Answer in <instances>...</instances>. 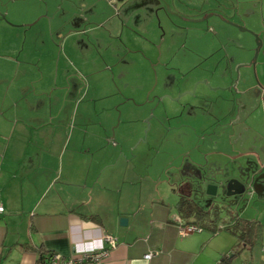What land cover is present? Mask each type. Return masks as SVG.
Instances as JSON below:
<instances>
[{
	"label": "rangeland",
	"instance_id": "obj_1",
	"mask_svg": "<svg viewBox=\"0 0 264 264\" xmlns=\"http://www.w3.org/2000/svg\"><path fill=\"white\" fill-rule=\"evenodd\" d=\"M1 39L9 48L0 51V74L10 89L31 90L40 66L56 58L74 90L85 87L82 74L95 90L94 73L113 67L120 107L138 108L131 124L114 128L126 139L138 187L147 184L172 204L177 196L167 188L182 164L175 176L188 178L181 185L207 210L203 223L238 216L264 224V132L238 135L243 108L264 105V0H0ZM81 52L95 72L84 73ZM210 136L214 158L202 155L190 166L189 155ZM126 162L122 156L119 164ZM200 174L238 178L245 188L230 193L224 182L201 194Z\"/></svg>",
	"mask_w": 264,
	"mask_h": 264
},
{
	"label": "crops",
	"instance_id": "obj_2",
	"mask_svg": "<svg viewBox=\"0 0 264 264\" xmlns=\"http://www.w3.org/2000/svg\"><path fill=\"white\" fill-rule=\"evenodd\" d=\"M70 33L62 34V45ZM4 40H0V51L9 48ZM81 55L84 73L95 72L87 66L86 55ZM49 62L40 66L38 78L30 79L31 90L10 89L0 74V205L4 207L0 264H47L51 253L75 260L70 264H217L222 255L231 256L236 247L232 233L214 231L210 227L215 223H203L179 211L180 198H189L181 185L188 178L175 176L182 172V164L174 166L167 188L177 196L172 204L158 198L157 192L155 197L147 184H135L131 152L114 128L123 122L131 124V114L138 108L120 107L113 67L105 65L106 69L94 73L95 90L89 89L84 74L85 87L81 84L74 90L60 61ZM139 92L145 95L146 89ZM240 117L244 124L238 133L241 138L264 132V105H247ZM75 121L79 125L74 127ZM111 129L116 144L109 136ZM197 148V153L189 155L190 166L202 155L214 158L210 156L215 152L214 139ZM122 156L127 160L124 167L119 164ZM120 217L126 218L125 225L119 224ZM186 224L201 230L181 233ZM104 234L116 238L115 246L109 247ZM102 247L108 253L99 261L76 260ZM153 249L159 253L144 258ZM227 264H264V236L251 248L243 246Z\"/></svg>",
	"mask_w": 264,
	"mask_h": 264
},
{
	"label": "trees",
	"instance_id": "obj_3",
	"mask_svg": "<svg viewBox=\"0 0 264 264\" xmlns=\"http://www.w3.org/2000/svg\"><path fill=\"white\" fill-rule=\"evenodd\" d=\"M178 209L184 214V216H194L198 217V219H202V217L207 214L206 209L198 207L193 199H188L186 197L180 198L178 201ZM210 223L213 224L214 222L210 221ZM210 229H213L214 231L227 230L236 237V247L239 246V248L237 249L235 247L234 253H232L231 256L238 253L243 246L251 248L255 244H258L262 239V235H264V224H261L256 220H246L238 216H235L226 225L222 224L218 226L215 223L214 227H210ZM50 255L51 254H49L48 258ZM231 256L225 254L222 255L217 264H227Z\"/></svg>",
	"mask_w": 264,
	"mask_h": 264
},
{
	"label": "built area",
	"instance_id": "obj_4",
	"mask_svg": "<svg viewBox=\"0 0 264 264\" xmlns=\"http://www.w3.org/2000/svg\"><path fill=\"white\" fill-rule=\"evenodd\" d=\"M4 211V207L0 205V213ZM201 227L197 225H192V224H186L181 227V233H189L191 231H200ZM103 238L108 242L109 247L115 246L117 240L115 237L109 234H104ZM108 253V248L107 247H102L97 250H89L84 252L78 259L79 261L86 260V261H93L97 262L99 261L102 257L106 256ZM159 253L158 249H153L147 251L143 256L146 259L151 258L154 255H157ZM73 261L71 259H63L60 254L58 253H51L47 264H70Z\"/></svg>",
	"mask_w": 264,
	"mask_h": 264
},
{
	"label": "water",
	"instance_id": "obj_5",
	"mask_svg": "<svg viewBox=\"0 0 264 264\" xmlns=\"http://www.w3.org/2000/svg\"><path fill=\"white\" fill-rule=\"evenodd\" d=\"M256 40H257V47H256V53H257L261 42L259 41L257 36H256ZM194 182L199 184L201 194H204L202 190L204 189L205 186L206 187L204 189V192H206L207 194H210V195L215 194L217 191L218 184L220 183L221 185H224V182L226 183L225 186H227L228 189L230 190V193L241 192L245 188L244 183L238 178L230 179L229 181H228V179H225V180L221 179L219 182V181H216L213 176H212V178H209V176H207L205 174L204 175L200 174V176L198 178H196L194 180ZM236 186H241V187L238 189V188H236ZM119 224L125 225L126 224V218L120 217L119 218Z\"/></svg>",
	"mask_w": 264,
	"mask_h": 264
},
{
	"label": "flooded vegetation",
	"instance_id": "obj_6",
	"mask_svg": "<svg viewBox=\"0 0 264 264\" xmlns=\"http://www.w3.org/2000/svg\"><path fill=\"white\" fill-rule=\"evenodd\" d=\"M240 187H241V186H236V188H238V189H239ZM186 198H187V197H186ZM188 199H193V198H190V197H189ZM193 200H194V199H193ZM194 201H195V200H194ZM195 203H196V202H195ZM196 204H197V203H196ZM197 206L200 207L198 204H197ZM200 208H201V207H200Z\"/></svg>",
	"mask_w": 264,
	"mask_h": 264
}]
</instances>
